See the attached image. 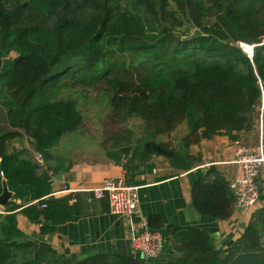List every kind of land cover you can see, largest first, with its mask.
Segmentation results:
<instances>
[{
    "label": "trees",
    "instance_id": "trees-1",
    "mask_svg": "<svg viewBox=\"0 0 264 264\" xmlns=\"http://www.w3.org/2000/svg\"><path fill=\"white\" fill-rule=\"evenodd\" d=\"M169 1L0 0V105L9 125L27 134L35 150L50 159L62 137L82 121L73 99L55 97L61 82L91 84L111 78L119 65L115 54L137 52L144 57L134 66L145 73L132 84L119 76L109 79L112 102L139 103L144 110L154 105L163 122L186 117L194 137L188 146L214 134L235 138L234 131L253 130L252 106L261 96L258 75L264 80V0H195L201 10L215 9L217 18L200 25V34L179 42L161 22ZM174 1L182 7L190 0ZM240 43L254 45L252 57ZM122 92L126 95L120 98ZM171 127L158 124L133 149L113 151L111 158L118 163L126 158L132 170L138 162L162 155L177 169H191L200 159L187 147L175 149L157 139ZM18 133L0 134V193L6 179L15 191L13 198L23 200L6 203L0 220V264H264V208L226 249L217 248L208 231L185 225L171 231L174 255L164 262L118 252L68 262L51 244L30 238L18 227L19 209L40 224L43 234L82 215L66 197L45 198L48 173H38L35 162L8 149V138ZM192 201L201 214L226 219L234 211L236 195L212 165L193 184ZM41 203L46 206L40 208ZM154 219L159 217H150V226Z\"/></svg>",
    "mask_w": 264,
    "mask_h": 264
},
{
    "label": "crops",
    "instance_id": "crops-1",
    "mask_svg": "<svg viewBox=\"0 0 264 264\" xmlns=\"http://www.w3.org/2000/svg\"><path fill=\"white\" fill-rule=\"evenodd\" d=\"M7 125L10 126L9 123ZM12 131L19 133L8 138L9 151H21L23 157L35 162L37 150L31 138L13 127L7 133ZM0 134L3 132L0 131ZM232 135L235 138L229 134H214L191 143L188 152L200 160L189 170L175 168L162 155H152L148 160L138 162L137 168L131 170L126 158L118 163L112 158L93 154L77 156L76 153L59 150V144L52 149L53 156L45 158L47 170L37 168L38 173L52 171V176L48 174L50 190L44 196L66 197L68 203L82 215L77 220L60 223L54 232L43 234L40 224L31 221L19 209L16 214L18 227L30 238L51 244L70 263L93 254L111 252L130 254L150 262H164L174 255L169 241L171 231L174 227L185 225L208 231L215 246L226 249L241 236L254 213L264 208V164L259 176V201L248 209H241L235 204L232 215L226 219L209 218L198 212L192 201V186L212 165L222 172L231 185L241 176V167L234 160L242 148H254L259 143L258 131L254 127L250 131H234ZM122 175L139 186L138 209L129 217L112 213L108 197L99 198L92 190L100 187L106 178ZM2 185L0 220L6 214L7 201H23L13 198L15 191L9 189L7 180H3ZM4 195L6 197L1 201ZM154 215L159 220L154 219L155 225L150 226L149 219ZM146 226L159 229L165 235L163 251L157 259H146L131 250V235Z\"/></svg>",
    "mask_w": 264,
    "mask_h": 264
},
{
    "label": "rangeland",
    "instance_id": "rangeland-1",
    "mask_svg": "<svg viewBox=\"0 0 264 264\" xmlns=\"http://www.w3.org/2000/svg\"><path fill=\"white\" fill-rule=\"evenodd\" d=\"M207 6H211L209 2ZM256 6H261V3ZM261 8L264 13V5ZM216 18L215 9L210 12L201 10L195 0H190L182 7L178 6L177 1L170 0L161 22L170 28L179 42L200 34L202 29L200 25L213 22ZM142 57H144L142 53L117 52L113 59L119 65L109 77L119 76L123 81L136 83L138 77L145 73L140 65L134 66ZM111 78H103L91 84L71 79L61 82V88L55 97L73 99L81 112L82 121L75 131L63 137L59 150L76 153L77 156L93 154L111 159L113 151L133 149L137 140L158 127V124H163V127L172 125L168 131L157 135L158 140H163L175 149L182 147L188 149V142L194 137L190 134L186 117L178 115L175 121L168 119L163 122L154 105L144 110V106L139 103L131 106L128 102H125L126 106L115 104L112 102L114 88L109 82ZM124 95L126 92H122L119 97L122 98ZM254 115L256 123L257 113L254 112ZM7 123L6 110L0 105V131L3 133H7L11 128ZM262 241L264 246V235Z\"/></svg>",
    "mask_w": 264,
    "mask_h": 264
},
{
    "label": "built area",
    "instance_id": "built-area-1",
    "mask_svg": "<svg viewBox=\"0 0 264 264\" xmlns=\"http://www.w3.org/2000/svg\"><path fill=\"white\" fill-rule=\"evenodd\" d=\"M240 45L248 55L251 54L254 45L249 46L246 43ZM257 83L261 96L252 106V110L257 113L255 127L258 131L259 143L254 148H242L234 160L241 167V176L231 187L236 195V205L241 209L253 207L260 199L259 176L264 164V80L259 75ZM35 164L38 169L47 170L43 153L39 151L35 153ZM47 172L52 176V171ZM92 190L99 198L107 196L110 211L118 216H132L138 209L139 186L128 181L125 175L106 178L100 187ZM37 202L36 200L32 203ZM45 206V203L39 204L40 208ZM129 243L133 252L142 254L146 259H157L163 251L165 235L159 229L146 226L143 230L132 234Z\"/></svg>",
    "mask_w": 264,
    "mask_h": 264
},
{
    "label": "water",
    "instance_id": "water-1",
    "mask_svg": "<svg viewBox=\"0 0 264 264\" xmlns=\"http://www.w3.org/2000/svg\"><path fill=\"white\" fill-rule=\"evenodd\" d=\"M243 44H245V43H243ZM247 45H249V44H247ZM250 46V45H249ZM250 56L252 57L253 56V50H252V52H251V54H250ZM4 181L6 180V179H3ZM5 195L1 198V201H3V199H5ZM8 202V201H7ZM6 202V203H7ZM5 206H6V204H5Z\"/></svg>",
    "mask_w": 264,
    "mask_h": 264
}]
</instances>
